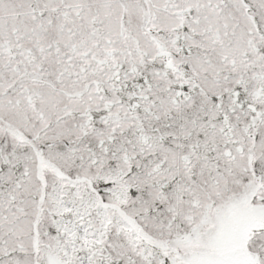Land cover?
<instances>
[{
    "label": "snow or ice",
    "instance_id": "snow-or-ice-1",
    "mask_svg": "<svg viewBox=\"0 0 264 264\" xmlns=\"http://www.w3.org/2000/svg\"><path fill=\"white\" fill-rule=\"evenodd\" d=\"M0 264H264V0H0Z\"/></svg>",
    "mask_w": 264,
    "mask_h": 264
}]
</instances>
